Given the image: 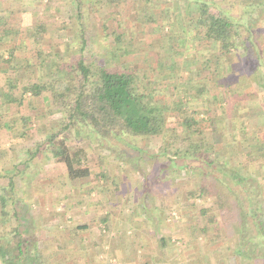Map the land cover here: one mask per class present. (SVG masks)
I'll return each mask as SVG.
<instances>
[{
    "label": "rangeland",
    "instance_id": "1",
    "mask_svg": "<svg viewBox=\"0 0 264 264\" xmlns=\"http://www.w3.org/2000/svg\"><path fill=\"white\" fill-rule=\"evenodd\" d=\"M4 1L0 0V19H4L0 22V29L10 24L18 32L9 45L16 41L19 43L17 37L24 36L27 26L43 23L49 30L45 42L54 46L56 52L60 54L65 48H78L76 36L80 29L76 0H8L10 3L6 5L13 11L8 17L3 9ZM217 1L231 15H241V19L252 22L264 48V2L248 14L244 11L247 0ZM187 6L188 0H129L120 7H107L100 0H81L80 14L88 36L83 54L85 60L93 66H120L144 73L148 76L147 80H151V84L145 82L148 83L147 90L150 86L158 88L160 84L167 87L162 93L165 100L175 98L179 91L180 98L187 101L183 106L201 120L202 134L198 137L215 157L214 165L227 171L237 181L232 184L228 177L217 173L227 181L228 190L225 191L235 196L241 206L238 209L241 215L231 219L226 227L216 198L208 196L205 200H191L186 195L187 190L195 187L200 175L194 173V169L190 171L181 168L178 173L175 169L178 165L173 166L166 157L160 155L161 135L139 139L138 143L154 153L143 164L145 175L152 168L155 171L161 167L163 174H158L162 177L165 173V177L169 178L164 186L153 184L152 188H143L146 185H142L143 176L140 173L131 169L130 165L129 168L124 161L107 157L97 141L76 130L71 133V144L86 150L91 176L70 180L63 164L55 162L50 154L41 152L29 158L28 147L36 141H43L48 133L59 128L60 119L59 113L51 111L54 105H49L50 99L42 100L41 96L31 99L28 93H21L22 83L34 81L38 76L47 78L55 70L54 58L49 60L42 56L43 53L40 56L42 59L35 57L34 50L38 47L31 37L25 48L18 44L17 50L21 57L32 58L28 61L33 66L31 71H7L6 65L0 66V87H5L2 75L6 73L15 77L14 83L18 89L14 91L23 97L20 105L12 102L11 108L7 106L4 111H0V123H8L22 116L27 118L22 123L23 128L0 129V186L7 185L9 175L18 173L15 175L13 197L17 202L22 201L17 207L19 214L26 218V221H22V228L24 231L29 227L37 236L36 248L34 242H31L29 249L32 252L39 251L45 264H126L125 239L130 240L131 247L137 245V249H134L138 252L148 251L147 248L155 251L159 248L157 244L166 242L161 247L167 257L166 264H264L263 240L258 236L248 237L250 235L244 233L245 241L248 242L244 248L246 253L237 252L244 245L238 237L239 222L245 220L243 229L256 230L253 219L244 212L252 214L258 210L257 213H264V179L261 181L264 166H258L260 161L264 163V125L258 127L254 123L258 119L255 116L264 117V109L245 111L247 103L252 105L260 99L264 102V89L255 83L251 74L238 75L236 69L239 65L236 63L240 60L232 54L217 60L218 66L211 64V69L205 66L200 71L204 75L202 77L190 72L195 64L190 62L191 56L183 59L187 63L182 61L179 67L168 71L174 50L162 48L170 41L167 29L169 26L175 30L183 27L180 20L185 15L192 16L195 11ZM185 24L188 26L183 28L186 40L183 45L192 46L195 42L194 31L191 23ZM119 33H124V38L132 42H129L128 55L116 48L114 35ZM173 38L177 43L176 37ZM177 58L181 59L180 56ZM37 60L40 63L36 64ZM14 64L17 68L21 66L20 62ZM24 64L22 67H25ZM227 85L231 88L226 89ZM183 86H186L188 93H194L196 87L201 86L200 96L195 99L186 95L184 97L185 90L181 89ZM226 90L229 92L226 93ZM50 93L47 91L44 94L49 97ZM159 117L163 124V136L167 137L173 131L186 136L176 112L164 111ZM212 121L216 126L213 137L217 142L211 138ZM199 138L194 137L197 144L196 139ZM180 148L184 150L188 146L182 144ZM134 155L131 154L130 163ZM28 161L32 163L31 173H24ZM100 172L104 176H98ZM13 204L8 201L4 210L9 211L8 215L0 207V244L8 247L14 243L11 235L17 224L12 215ZM103 217H106L105 223L101 220ZM76 224L81 228H77ZM100 239L116 242L119 251L115 249L112 253L110 246L100 248ZM91 241L98 244H92ZM146 254H135L137 259L129 263L150 264L151 261H143ZM0 264H4L1 258Z\"/></svg>",
    "mask_w": 264,
    "mask_h": 264
},
{
    "label": "trees",
    "instance_id": "2",
    "mask_svg": "<svg viewBox=\"0 0 264 264\" xmlns=\"http://www.w3.org/2000/svg\"><path fill=\"white\" fill-rule=\"evenodd\" d=\"M125 1L129 0H100L101 4L107 7H120ZM76 2L78 4L77 18H79L77 23L80 29L79 35L77 34L76 36L79 42L78 48L73 50L72 48H65L60 54L56 52L54 46L47 45L45 42V35L49 33V30L46 24L43 23L37 26H27L24 36L17 37L18 44L24 48L25 45L29 44V38L31 39L32 37L34 45L38 47L34 50L35 57L39 59L43 53L42 56H46L49 60L54 58L55 61V70L47 78L38 76L34 81L29 80L26 83H22L20 87L22 94L29 93L31 97H38L44 92L50 91L51 95L43 98L46 101L50 99L49 103L54 105L51 111L60 114V119L58 120L59 128L48 133L43 141H36L28 147L29 158L38 156L41 152L50 154L55 162L63 164L66 176L70 180L91 176L92 170L86 150L81 146L78 147L71 144V139L73 138L71 133L76 130L78 133H86L97 141L99 147L107 153V157L111 156L124 161L129 168L132 167L131 169L140 173L143 176L142 185H146L142 186L143 188L147 186L152 188L153 184L164 186L169 178L165 177V173L162 177L159 175L160 173L163 174L161 167H158L155 171L152 168L151 172L145 175L143 164L146 159L152 158L154 153L153 150H149L138 143L139 139L161 135L162 147L160 148V155L166 157L173 166L178 165V168H175L178 173H180L179 169L183 168L190 171L194 169L193 172H197L200 175L198 183L194 188L187 190L186 195L191 200L196 198L205 200L208 196L216 198L222 222L227 227L231 219L241 215L238 210L241 206L235 196L225 191L227 189V181H224L220 174L228 177L232 184L237 181L227 171H222L218 165H214L215 157L206 149L203 141L198 137L202 134L201 120H198L190 110L183 106L187 101L182 97L180 98L179 91L175 98L173 97L168 101L164 99L162 94L167 89L166 86L160 84L158 88H155L149 85L150 89L147 90L146 86H148V83L151 84V80H147L148 76L144 73L120 66H93L88 63L83 54L88 43V36H86V25L82 21L80 14L79 6L81 0H76ZM262 2L264 0H247L244 11L249 14L256 6L263 5ZM7 3L10 2L8 0L4 1L3 8L6 17L13 12L10 11V6L6 5ZM0 4L2 3L0 2ZM187 7L195 10V13L193 12L192 16L185 15L186 17L180 20V25L183 27L175 30L172 26H169L167 29L170 41L162 48L174 50V54L171 56L172 64L168 65V71L170 72L176 66L179 67L178 65L182 61L187 63L183 59H186V56H191L189 57L190 62L195 64L192 65L190 72L194 76L202 77L204 75L200 71L205 66L210 69L211 64L218 66L219 61L217 60L225 58L227 54H232L240 60L239 63H236L239 65L236 69L238 75L251 74L255 83L264 89V48L261 46L259 34L254 29L252 22L245 21L244 18V20L241 19V15L236 17L231 15L230 11L220 7L217 0H188ZM2 20L4 19L1 18L0 22ZM185 23H191V29L194 31L195 42L192 46L183 45L184 41L186 42L185 37H183V28L188 26ZM17 34L15 27L10 24L2 26L0 29V66L6 65L7 71H31L33 66L29 65L28 61H31L32 58L18 55L17 41L9 45L11 41L15 40ZM114 36L116 48L128 55L130 53L129 44L132 43L131 40L124 38V33ZM173 36L176 37L177 43H181L180 45L175 43ZM198 39H201L200 43H198ZM178 56L181 59H178ZM40 58L42 59L43 57ZM213 59L217 62L214 61V63ZM14 62H20L21 66L17 68L16 64L13 65ZM23 63H25V67H22ZM35 63L40 62L37 60ZM12 78L8 77L7 82L4 84L6 89L11 92L13 89L18 88L16 83L11 82ZM229 87L230 85H227L226 89ZM199 88L196 87L194 93H188L186 86L181 89L185 90L184 97L186 95V97L191 96L192 99H195L196 96H200L202 91L201 86ZM228 92L226 90V93ZM22 99L23 97L19 96L18 98H13L10 102H16L20 105ZM164 111L176 112L177 118L184 127L186 136H182L176 131L170 132L167 137L163 136V124L159 115ZM26 120L27 118L22 116L8 123H0V129L4 127L10 130L23 128L21 127L23 126L22 123ZM214 124L213 121L210 123L213 142L216 141L215 137H213V133L216 131ZM194 137L199 138L196 139L198 144ZM76 138L78 137H74V139ZM220 143L222 144V142ZM182 144H185L188 148L182 150L180 148ZM198 146L199 148H197ZM132 153L135 154V163L134 159L132 163L129 162ZM249 155L254 158L252 154ZM26 163L28 164L24 173L30 172L32 164L29 161ZM158 172L160 173L158 174ZM217 173L220 174L217 175ZM15 175H18V173ZM15 175H9L7 185L0 186V207L2 212L8 215L9 211L4 210H6L9 200L13 202L12 215L17 223L11 235L14 243L9 245L10 247L0 244L1 261L4 264H45L43 255L39 251L34 250L32 252L29 249L31 242H34V247L35 243L37 245V236L33 231H30L29 227L23 231L22 221H26V218L19 214V209L17 208L22 201L17 202L14 199L15 196L13 197ZM98 176H104V174L100 172ZM8 192L11 194L8 195ZM26 206L28 205L26 204ZM257 212L256 210L252 214L244 212L246 216L253 219L256 226L255 231L251 228L243 229L245 220L239 222L238 237L244 243V245L240 246L242 249L237 251L239 254L246 253L244 248L248 245V242L245 241V234L250 235L248 237L258 236L263 240L262 244L264 245V213L262 215ZM105 218L101 219L104 223ZM76 227L81 228L80 225Z\"/></svg>",
    "mask_w": 264,
    "mask_h": 264
},
{
    "label": "crops",
    "instance_id": "3",
    "mask_svg": "<svg viewBox=\"0 0 264 264\" xmlns=\"http://www.w3.org/2000/svg\"><path fill=\"white\" fill-rule=\"evenodd\" d=\"M2 77H3V82H4L3 84H5L7 82V80H8V77H10V76H8V74L6 75V73L4 75V73H3ZM11 81H12V83H14L16 81L15 80V77H13ZM16 89H18V88H16ZM14 90L15 89H13L12 92H11V91H9L8 89H6L3 86L0 87V95L2 96V98H1L0 101H1V104H3V106L0 107V109H1L0 111H4L7 108V106H10L9 108H11L13 103L10 102V101L13 98H18L20 96V95H17V92L14 91ZM44 93L42 95H40L41 96L40 98H42V100H44L43 97L48 96V95H46ZM12 94H13V96H12ZM263 96H264V92H263ZM30 98L33 99L35 97H31L30 96ZM263 104H264V102L261 101V99H260V101L258 100L257 102H255L252 105L250 103H247L246 106H245V108H246L245 111H254V109H255V111L257 109H258V111H261V110L263 111V109H264V105ZM49 105H50V103H49ZM255 117H258V119H256L254 121V123L257 124L258 127H260V125L263 126L264 125V117H261V116H258V115L255 116ZM262 132H264V126L262 127ZM262 132L260 133V135L263 134ZM262 159H264V158H262ZM259 165L260 166L261 165L264 166V163L263 162L261 163V161H260L258 163V166ZM261 177H262L261 178L262 179L261 181H263V179H264V170H263V175ZM126 236H127V234H126ZM124 241H125L124 242V245H125V248H124L125 250L124 251L126 252V254H125L126 258H124V260L125 261H128V263H126V264H130L129 262H132V261H134V259H137L136 256L138 255L139 252H142V253L145 252V253H147L146 254L147 256L145 255V257L143 259L144 262L151 261L150 264H157V263L158 264H166L167 263V257L164 255V252L162 251V248H161L162 246H165V243H166V242L163 241V239H162L163 243L157 244V246H159V248L155 249V251H149V249L147 248L148 251H142V250H140L139 252H138V250H136L137 249L136 248L137 245H134V246L132 245L133 248L131 247V242H130L129 239H125ZM91 243L92 244H94V243L95 244H98V242H93V241H91ZM101 246L102 247H104V246H110V251L112 253H114L115 249L117 250L118 244L116 242H113V241L106 242V240H101L100 239V248H101ZM134 248H136V249H134ZM117 251H119V250H117ZM135 254H136V256H135Z\"/></svg>",
    "mask_w": 264,
    "mask_h": 264
}]
</instances>
